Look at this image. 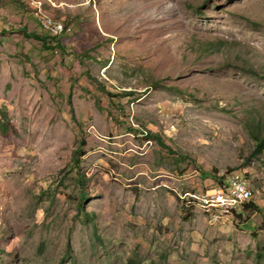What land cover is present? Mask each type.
<instances>
[{
	"label": "rangeland",
	"instance_id": "obj_1",
	"mask_svg": "<svg viewBox=\"0 0 264 264\" xmlns=\"http://www.w3.org/2000/svg\"><path fill=\"white\" fill-rule=\"evenodd\" d=\"M252 134L264 0H0V264H264Z\"/></svg>",
	"mask_w": 264,
	"mask_h": 264
},
{
	"label": "bare ground",
	"instance_id": "obj_2",
	"mask_svg": "<svg viewBox=\"0 0 264 264\" xmlns=\"http://www.w3.org/2000/svg\"><path fill=\"white\" fill-rule=\"evenodd\" d=\"M46 24H43L46 31L56 36V29H51V25ZM246 179L245 176L234 175L227 181L226 188L221 187L222 189L214 190L210 194L209 192L205 195L203 194L201 196L202 200H197L195 193L188 194L187 203L190 205L191 203H199L204 209L205 214L211 217L213 222H221L225 218H233L235 213H238V209L241 211L246 204L253 200V194ZM232 190L241 191L242 199L228 202V196H231ZM223 191L224 193H222Z\"/></svg>",
	"mask_w": 264,
	"mask_h": 264
},
{
	"label": "trees",
	"instance_id": "obj_3",
	"mask_svg": "<svg viewBox=\"0 0 264 264\" xmlns=\"http://www.w3.org/2000/svg\"><path fill=\"white\" fill-rule=\"evenodd\" d=\"M55 23H59V21L57 20H55ZM62 23V22H61ZM64 24V23H63ZM48 36H49V38L51 37V38H56V36H52L51 35V33H48ZM60 37V36H59ZM3 132H5L7 129H6V127H4L3 126ZM252 139L254 140V143H255V150L253 151V154H261L263 151H264V136H262V137H260V136H254L253 134H252ZM232 176H234V175H232ZM231 176V177H232ZM220 183H219V185H224L225 183V185L223 186L224 188H226L227 187V180H225V179H220ZM84 196V195H83ZM252 202H250V203H248V204H246L245 206H244V208H243V212L244 211H248V209H249V207H253V208H255V209H258L257 208V206H255L254 204H251ZM259 210V209H258ZM237 214V212L235 213V215ZM237 215H239V214H237Z\"/></svg>",
	"mask_w": 264,
	"mask_h": 264
},
{
	"label": "built area",
	"instance_id": "obj_4",
	"mask_svg": "<svg viewBox=\"0 0 264 264\" xmlns=\"http://www.w3.org/2000/svg\"><path fill=\"white\" fill-rule=\"evenodd\" d=\"M50 24H51V29H56V38L58 37V35H60L61 32H66L65 24L54 23L51 21H50ZM40 28L42 29V26H40ZM45 32L48 35L49 31H45ZM209 192H212V190H210ZM222 193H224V191ZM236 199H242L241 198V191L232 190L231 196H228V202L236 200Z\"/></svg>",
	"mask_w": 264,
	"mask_h": 264
},
{
	"label": "crops",
	"instance_id": "obj_5",
	"mask_svg": "<svg viewBox=\"0 0 264 264\" xmlns=\"http://www.w3.org/2000/svg\"><path fill=\"white\" fill-rule=\"evenodd\" d=\"M253 203H255V202L253 201Z\"/></svg>",
	"mask_w": 264,
	"mask_h": 264
}]
</instances>
